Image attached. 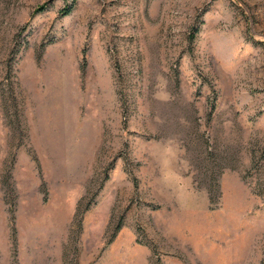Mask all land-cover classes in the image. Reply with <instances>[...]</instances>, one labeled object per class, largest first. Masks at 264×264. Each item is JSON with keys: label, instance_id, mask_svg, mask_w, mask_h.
Listing matches in <instances>:
<instances>
[{"label": "rangeland", "instance_id": "374dc122", "mask_svg": "<svg viewBox=\"0 0 264 264\" xmlns=\"http://www.w3.org/2000/svg\"><path fill=\"white\" fill-rule=\"evenodd\" d=\"M0 264H264V0H0Z\"/></svg>", "mask_w": 264, "mask_h": 264}, {"label": "trees", "instance_id": "16d2710c", "mask_svg": "<svg viewBox=\"0 0 264 264\" xmlns=\"http://www.w3.org/2000/svg\"><path fill=\"white\" fill-rule=\"evenodd\" d=\"M42 9H44L43 7L42 8H40L39 10H37V11H40V10H42ZM65 11V10H64ZM67 13V12H66Z\"/></svg>", "mask_w": 264, "mask_h": 264}]
</instances>
